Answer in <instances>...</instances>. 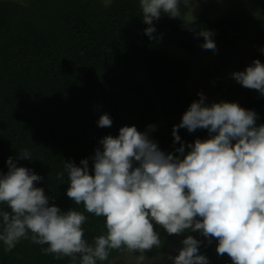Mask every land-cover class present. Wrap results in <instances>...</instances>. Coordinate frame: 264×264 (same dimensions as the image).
Wrapping results in <instances>:
<instances>
[{
	"label": "trees",
	"instance_id": "trees-1",
	"mask_svg": "<svg viewBox=\"0 0 264 264\" xmlns=\"http://www.w3.org/2000/svg\"><path fill=\"white\" fill-rule=\"evenodd\" d=\"M255 3L264 33V0ZM153 26L155 38L149 39L139 0H110L108 6L105 0H0V174H7L12 158L17 166L42 177L36 186L44 189L50 205L84 211L66 195L67 173L64 179L58 174L63 163L81 166L85 159L91 172V158L104 137H117L124 126L144 133L154 125L149 138L161 151L175 155L181 143L187 153L188 144L208 139L205 129L192 133L180 129L181 142H174L173 126L198 100L187 88L188 64L171 58L167 49L191 52L204 43L198 31L208 30L214 34L219 61L225 64L249 35V22L233 13L202 16L193 31L180 19L163 14ZM262 50L264 42L254 58L264 63ZM238 85L240 106L257 113L258 126L264 124V96ZM103 114L112 119L110 128L98 127ZM21 150H28L32 160L18 159ZM0 209L7 210L4 205ZM84 214L88 216L84 238L91 243L105 231V219ZM156 231L163 247L147 255L156 264H166L164 254L181 248L185 237L169 236L159 226ZM188 234L202 241L200 254L209 264H232L226 254L217 255L216 240L208 244L199 233ZM41 247L46 245L22 240L5 252L0 242V264H71L68 258L42 254ZM124 255L112 251L103 264Z\"/></svg>",
	"mask_w": 264,
	"mask_h": 264
},
{
	"label": "clouds",
	"instance_id": "clouds-1",
	"mask_svg": "<svg viewBox=\"0 0 264 264\" xmlns=\"http://www.w3.org/2000/svg\"><path fill=\"white\" fill-rule=\"evenodd\" d=\"M110 0H105L108 6ZM182 6L187 9L182 12ZM197 0H139L145 35L154 39V21L161 14L180 19L195 31ZM204 50L217 51L213 33L199 30ZM264 51V50H262ZM231 77L242 87L264 96V63L259 59ZM191 103L181 122L173 126L174 142H181L180 129L189 133L205 129L209 138L196 139L175 149L161 151L149 138L155 126L141 133L124 126L119 135H108L95 150L93 169L87 159L77 166L63 163L58 179L69 178L67 197L84 211H67L50 205L42 177L9 158L7 174H0V242L12 251L22 240L45 246L44 255L68 258L71 264H103L112 251L131 256L135 264H151L147 253L161 249L163 241L156 226L169 236H184L171 264H209L200 254L202 241L216 240V253L232 264H264V124L257 125V113L238 103L219 102L208 106L203 93ZM112 119L103 114L98 127L110 128ZM18 159L32 160L28 150ZM103 217L104 229L90 243L83 225L84 213Z\"/></svg>",
	"mask_w": 264,
	"mask_h": 264
},
{
	"label": "rangeland",
	"instance_id": "rangeland-1",
	"mask_svg": "<svg viewBox=\"0 0 264 264\" xmlns=\"http://www.w3.org/2000/svg\"><path fill=\"white\" fill-rule=\"evenodd\" d=\"M256 0H197L198 7L194 15L196 20L205 16L217 18L228 14H236L249 22L250 33L242 40L229 62L223 64L219 61V51L214 53L211 50H204L201 45L191 52H184L177 48L167 49L171 58L182 60L189 66L187 88L191 95L197 100L198 93H203L205 103L211 106L213 103L234 102L240 105L242 94H240L238 83L231 77L233 72L244 71L255 60L257 50L264 42L263 28L259 24L260 14ZM163 16V13L161 14ZM178 252L169 248L162 257L164 263L171 264L167 259L169 255L175 256ZM111 264H135L129 255H124ZM151 264H156L151 260Z\"/></svg>",
	"mask_w": 264,
	"mask_h": 264
}]
</instances>
